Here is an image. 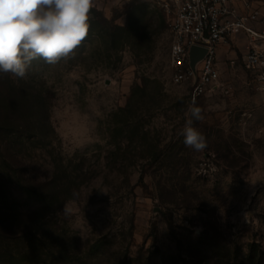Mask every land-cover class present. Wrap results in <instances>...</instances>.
<instances>
[{"label": "rangeland", "instance_id": "obj_1", "mask_svg": "<svg viewBox=\"0 0 264 264\" xmlns=\"http://www.w3.org/2000/svg\"><path fill=\"white\" fill-rule=\"evenodd\" d=\"M94 5L68 57L6 73L0 264H264V90L243 42L220 49L221 80L196 97L172 79L156 0ZM193 105L202 151L181 135Z\"/></svg>", "mask_w": 264, "mask_h": 264}, {"label": "built area", "instance_id": "obj_2", "mask_svg": "<svg viewBox=\"0 0 264 264\" xmlns=\"http://www.w3.org/2000/svg\"><path fill=\"white\" fill-rule=\"evenodd\" d=\"M170 18V58L175 83H191L196 97L221 80L219 51L243 42V67L264 90V12L248 0H156ZM205 49L192 66L191 49ZM234 63V61H232Z\"/></svg>", "mask_w": 264, "mask_h": 264}, {"label": "clouds", "instance_id": "obj_3", "mask_svg": "<svg viewBox=\"0 0 264 264\" xmlns=\"http://www.w3.org/2000/svg\"><path fill=\"white\" fill-rule=\"evenodd\" d=\"M94 6V0H0V73L24 78L33 59L55 64L68 57L87 37ZM188 111L183 143L202 151L206 138L193 126L201 109Z\"/></svg>", "mask_w": 264, "mask_h": 264}, {"label": "trees", "instance_id": "obj_4", "mask_svg": "<svg viewBox=\"0 0 264 264\" xmlns=\"http://www.w3.org/2000/svg\"><path fill=\"white\" fill-rule=\"evenodd\" d=\"M140 30L136 31L137 35H141ZM129 35H133L135 31L133 28H130L127 30ZM7 82H11L10 75H7L6 73H0V100L7 103L8 105H14L18 101V97L14 96H8V88ZM9 117V112L6 111L5 113Z\"/></svg>", "mask_w": 264, "mask_h": 264}, {"label": "water", "instance_id": "obj_5", "mask_svg": "<svg viewBox=\"0 0 264 264\" xmlns=\"http://www.w3.org/2000/svg\"><path fill=\"white\" fill-rule=\"evenodd\" d=\"M206 50L198 47H193L191 49V63L192 66H195V64L203 57Z\"/></svg>", "mask_w": 264, "mask_h": 264}, {"label": "crops", "instance_id": "obj_6", "mask_svg": "<svg viewBox=\"0 0 264 264\" xmlns=\"http://www.w3.org/2000/svg\"><path fill=\"white\" fill-rule=\"evenodd\" d=\"M222 48H224V47H222Z\"/></svg>", "mask_w": 264, "mask_h": 264}]
</instances>
